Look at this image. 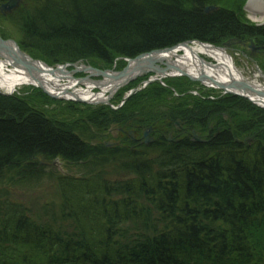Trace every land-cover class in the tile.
<instances>
[{
  "label": "trees",
  "instance_id": "trees-1",
  "mask_svg": "<svg viewBox=\"0 0 264 264\" xmlns=\"http://www.w3.org/2000/svg\"><path fill=\"white\" fill-rule=\"evenodd\" d=\"M207 1L26 0L20 45L49 65L105 67L190 40L264 47V27L233 9L206 13ZM174 85L179 98L157 83L117 110L40 90L0 95V264H264V110L234 96L186 97L187 86ZM67 106L74 117L52 111ZM177 121L214 132L206 144L191 135L172 143ZM127 125L138 137L159 133L149 146L122 135L106 147L103 135ZM58 158L66 175L47 167ZM46 180L60 199L42 207L43 222L11 190Z\"/></svg>",
  "mask_w": 264,
  "mask_h": 264
},
{
  "label": "rangeland",
  "instance_id": "rangeland-1",
  "mask_svg": "<svg viewBox=\"0 0 264 264\" xmlns=\"http://www.w3.org/2000/svg\"><path fill=\"white\" fill-rule=\"evenodd\" d=\"M12 0H0V38L4 41H13L15 42L20 50L25 53L26 55H28L30 57V59L32 61L35 62H42L44 64H47L46 62H44L42 59L38 58L35 55L30 54L29 52L23 50V48L20 45L21 39H22V34L20 31L19 26L17 25L18 23V16H19V10L21 8L25 7V4H27L26 0H17V5L16 7L10 9L9 8V4L11 3ZM254 0H208L207 4H206V13H213L216 12L217 10H219V8H228L230 10L233 9V11H237L236 13L239 14L240 18L246 22H248L252 27H264V0H258L257 2H253ZM195 43H199L201 45H205V46H210V47H214L215 49H220L224 52H226L230 57H232L235 61L236 64V68L239 72L242 73V75L249 81L251 82L253 85H257L258 87L262 88L264 91V47L258 46L253 39H249V38H243L240 39V41H235L233 39L231 40H227L218 44H213V43H208V42H203V41H199V40H190V41H185L182 43H179L175 46H171V47H165V48H160L156 51H167V50H173L176 49L178 47L181 46H186V45H190V44H195ZM154 52L152 51L151 53L147 52V53H143L138 55L136 58L143 56V55H149V54H153ZM205 57V56H204ZM207 62H213L212 60H210L209 58H205ZM121 61V64H120ZM214 64V63H213ZM49 68H57L59 66H65L68 64H57V65H49ZM71 66L69 68H67L68 71H73L75 68H79V69H84V68H93L96 71L99 72H108V71H112L113 73H118L121 72L125 69L126 67V62L119 60L116 61L115 64L113 66L110 67H105L101 64H93L91 62H79L76 64H70ZM75 66V67H74ZM92 72L87 71L86 72H80V73H74L71 74L73 76V78L75 80H79V79H84L89 77V75H91ZM152 74L147 73L144 75H140L139 77L133 78L129 83L125 84L124 86H122L119 89H116L115 92L108 94L107 98L112 96V98L109 101V104H88V103H84V102H78L77 100H75V98H52L51 96L47 95L45 92H43L40 88L34 86V85H24L19 87L14 93L12 94H8L7 92L0 90V95L3 96H7V97H16V96H20V97H25L28 95H34L35 91L40 90L43 94H45L46 96L52 98L53 100L56 101H61L63 103H67V104H81V105H88L90 107H92L94 110H96L97 108L103 107V106H108L110 107L112 110H117L120 107H122L123 104H125L129 99H127L126 102H124L125 98L129 95V93L131 91H141L146 89V87L152 85V84H157L159 83L157 80L151 81V76ZM59 79L54 78L55 80H57L58 82H60L61 85H69V83H71L73 81V79H69L66 77L65 74H59ZM94 80H96L97 82L103 83L104 82V78L102 77H94ZM163 81L165 82V85L161 84L163 88H168L172 91L173 96L179 98V94L181 93L179 90L177 91V89L175 88L174 85L178 84L180 86L184 85L187 86V94L186 97H192V98H200L202 100H206V102L209 103H215L217 102V98L219 96H221L223 94V90H217L215 88H209L206 87L204 84L202 83H196L194 81H192L191 79H189L188 77H166L165 79H163ZM162 81V82H163ZM185 82V83H184ZM160 84V83H159ZM94 86L93 88V92L92 95H97L100 94L102 92L101 87L98 88V86H95V84H86V85H80L76 86L73 90H71L72 92H78V91H87L88 88H90V86ZM148 85V86H147ZM87 86H89L87 88ZM186 89V88H185ZM186 92V91H185ZM179 93V94H178ZM184 93V92H182ZM237 93H241V92H237ZM226 96H234V97H238L241 98L243 100H246L247 102H249L250 104H252L253 106L257 107L258 109H262L264 110L263 107L258 106V104L253 103L251 100L243 97V96H239V95H234V94H228ZM82 100V99H81ZM177 100V99H176ZM178 101V100H177ZM50 106V105H49ZM68 107V106H67ZM238 107L240 108L241 106L238 105ZM59 111L62 110L61 112L66 116V115H70V117H74L73 113L67 111V110H63V109H70L69 107H52V111L55 112V110ZM238 108V112H240V109ZM51 109V107H50ZM232 111H230V114L228 116V114H223V121L224 122H228V119L232 120V116H231ZM243 123V122H242ZM85 127V126H84ZM174 130H172V132L174 131H178L180 128L186 129L184 123L182 122H175L174 123ZM87 130L89 129L88 127ZM209 131L210 134H212L214 132V128L211 125L209 127ZM188 130V129H187ZM113 130H110L108 133L104 134L103 137L106 138L107 140L104 142L106 145L107 143H113L114 140H110L113 138V136H118L120 135L119 131H115L112 132ZM148 133L149 136L146 139L145 138V134ZM159 132H155L154 128H149L146 130V132H144V136L142 137H138V135H136L135 133L132 136H126L129 137L130 140L133 143H138L139 141L143 140L144 142H142L145 146H149L152 143L150 142L149 144H146V140L152 141L153 139V135L155 136V134H157ZM194 134H198L197 131H194ZM173 134L170 132L169 134H167V139L169 142L173 143ZM216 137L219 135L218 132H216ZM111 137V138H110ZM122 138V136H119ZM175 139V138H174ZM249 138H246V140ZM245 142H250V141H246ZM117 142H120L119 140ZM94 143V142H93ZM207 142H204V144H206ZM95 144V143H94ZM135 145L131 147L132 150L135 151ZM65 165V162H62L59 158L54 160L50 165H47L49 170H54L56 171L57 174L59 175H66L67 173H69L67 170L68 168ZM67 168V169H66ZM48 171V170H47ZM122 176H125V174H123ZM57 178L55 177V180ZM55 180H46L45 182H43L39 187H25L23 186L22 188H14L11 190V192H13V198H16L18 201H22L24 203L27 204V206L32 210L33 215H38L42 218L43 222H46V217H45V213H42V207L46 204H49L51 202L53 203H59V190L57 188V184L55 182ZM10 189V188H8Z\"/></svg>",
  "mask_w": 264,
  "mask_h": 264
},
{
  "label": "bare ground",
  "instance_id": "bare-ground-1",
  "mask_svg": "<svg viewBox=\"0 0 264 264\" xmlns=\"http://www.w3.org/2000/svg\"><path fill=\"white\" fill-rule=\"evenodd\" d=\"M255 1L257 2L258 0H254L253 2ZM10 47L13 56L23 58L18 46L12 44ZM206 57L213 62H207L205 59ZM26 59L30 60V58ZM18 64L17 61H14L9 57L0 58V90L12 94L21 86L36 84V82L30 78L27 70ZM41 68L46 70L44 67ZM132 69L134 70L135 76L138 74L144 75L150 73L153 74L155 78H166L169 76H180L185 74L198 80L199 83H202L209 88H211L213 84L223 85L224 87H228L229 85L246 84L252 86L256 90H263L257 85H253L249 82L242 73L237 70L234 59L226 52L199 43L181 46L174 50L163 51L162 53L154 54L149 57L146 56L143 59L136 61L132 65ZM38 78L41 80L42 85L47 88V91L51 94H61V96L68 99L78 97L86 102L105 101L108 94L115 92L117 86H119L124 80L105 81V85L101 87L102 92L97 95H92L94 88L93 85L90 86L87 91H78L72 95L68 93L67 90L73 86V83H69V85H61L60 82L46 73H43ZM212 88L215 87L212 86ZM261 93H264V91H259L257 95L253 94L254 96L247 95L257 104L264 106V100H262V97L258 96V94L260 95Z\"/></svg>",
  "mask_w": 264,
  "mask_h": 264
},
{
  "label": "water",
  "instance_id": "water-1",
  "mask_svg": "<svg viewBox=\"0 0 264 264\" xmlns=\"http://www.w3.org/2000/svg\"><path fill=\"white\" fill-rule=\"evenodd\" d=\"M16 5H17V0H12L11 3L8 6H9L10 9H12V8L16 7ZM12 44H14L15 46H18L13 41H4V40H2L0 38V58H8L9 57L12 60L17 61L19 63L18 65H21L22 67H24L27 70V72H28L29 76L31 77V79H33L35 82L38 83L39 88L43 92H45L47 95L51 96L52 98H57V99L58 98L61 99V98H63V96H61V94L54 95V94H51L50 92H48L47 89L42 85V82L38 78V75H41L43 73H46V74H49V75H51V76L59 79V77L57 76V73H63V74L66 75L67 78L73 79V81H75V84L74 85H78V84H80V85H86V83H91V84H95L96 86H98V88L104 86L105 85L104 82L107 81V80H115L116 81V80H122V79H124L123 82H121V84L119 86H117V88H116V89H119L122 86H124L125 84L129 83L133 78H136V77H139L140 76V74H138L136 76L134 75V70L131 67L132 64H134L138 60L143 59L146 56L149 57L151 55L159 54V53H162L163 52V51H156L153 54L143 55V56H140V57L136 58L135 60H130V61H128V64H127L126 68L123 71L119 72V73H113L111 71H108V72H99V71L94 70L93 68H87V69L86 68H84V69H82V68L81 69H78V68L76 69L75 68L74 71L67 72L65 70V68L67 66L57 67L56 69H53V68H49L46 64H44L42 62H35V61H32L31 59L30 60H27L26 58H30V57L28 55H26L25 53H23L20 50L19 46H18V48L21 51V54L23 55V58H20L19 56H13L12 50H11V47H10ZM43 66L46 67V69H47L46 71L41 68ZM86 70L92 72L91 75L88 78H86V79H80V80H77L76 81L73 78V76L71 75L72 73L86 72ZM183 76L188 77L192 81L199 82L198 80L193 79L189 75H185L184 74ZM94 77H102V78H104V82L103 83H100V82H95V81L91 80V78H94ZM212 86L215 87V89L223 90L227 94H234V95L243 96V97L251 100L253 103H256V102L253 99L249 98L248 95L254 96L253 94H256L257 95V93L259 91H262V90H256L252 86H249V85H246V84L229 85L228 87H224L223 85H219V84H213ZM67 91H68V93H71L70 90H67ZM232 91H236V92H232ZM134 92L135 91L131 92L125 98L124 102ZM237 92H241V93H237ZM71 94L74 95L73 93H71ZM258 96L262 97V100H264V93H261L260 95L258 94ZM111 98H112V96L108 97L103 102H90L89 104H94V105L99 104V103L109 104V101H110ZM75 100H77L78 102L88 103V102H86L84 100H81L78 97L77 98L75 97ZM258 106L264 108L263 105L258 104ZM148 136H149V134L146 133L145 134V138L147 139ZM195 139L199 143H202L203 142L201 140H198L197 138H195ZM149 143H150V141L149 140H146V144H149Z\"/></svg>",
  "mask_w": 264,
  "mask_h": 264
},
{
  "label": "flooded vegetation",
  "instance_id": "flooded-vegetation-1",
  "mask_svg": "<svg viewBox=\"0 0 264 264\" xmlns=\"http://www.w3.org/2000/svg\"><path fill=\"white\" fill-rule=\"evenodd\" d=\"M171 133L173 134L172 135L173 136V140L176 141V142H178L181 139L182 135H186V136L191 135V137H192L191 131L189 132L187 129H183V128H180L178 131H174V132H171ZM193 137H192V140H193Z\"/></svg>",
  "mask_w": 264,
  "mask_h": 264
}]
</instances>
